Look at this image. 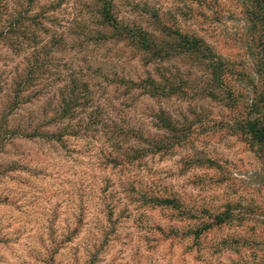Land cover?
<instances>
[{
  "label": "rangeland",
  "instance_id": "1",
  "mask_svg": "<svg viewBox=\"0 0 264 264\" xmlns=\"http://www.w3.org/2000/svg\"><path fill=\"white\" fill-rule=\"evenodd\" d=\"M35 2L33 0V4ZM212 2L217 9L216 17H221L226 6L222 0ZM69 8L75 11L72 0H59L53 11H63L67 18ZM188 15L191 19L187 22L177 16L178 29L203 37L215 55L228 63L232 72L227 76L228 82L243 85L241 78L244 68L247 69L250 48L246 44L240 47V41H229L222 19L209 23L204 14L194 9ZM64 24H70V20H61L59 16L38 23L37 31L52 39L38 53L31 54V58L25 56L18 63L13 62V53L0 48V58L6 60L5 68L0 70V112L7 113L0 152L22 157L20 162L0 164V185L4 186L0 190V224L3 225L0 232L23 221L12 237H0V243L19 242L27 235V254L36 264H105L109 255L118 258L124 252L129 253V260L123 264H205L209 260L215 264L216 256L220 257L219 264H232L228 259V241L235 243L237 239L254 237L251 260L253 264H264V184L258 177L261 172H252L247 180L236 179L238 171L248 175L244 169L259 165V162L250 149L251 160L234 162L230 152L212 146L215 140L216 145L229 147L224 143L228 135L225 125L228 111L218 99L196 96L189 104L179 94L142 98L141 105L144 102H159L164 106L170 102L178 104L176 112L180 118L173 121L174 124L184 129L188 122L193 124L186 132L187 137L167 152L147 151L151 140L160 136L153 137L146 127L140 134L139 147L124 151L116 145L119 154L108 157L116 161V168H135L146 173L148 179L126 177L123 172L116 179H100L94 174L82 173L79 169L88 168L86 157L79 163L74 162L75 168L61 165L63 149L48 138L56 131L54 113L64 104L63 92L55 91L50 83L58 63L55 53L60 44L66 56L76 51L71 27L58 43L57 36L53 35ZM15 57L19 59L20 52H16ZM139 63L137 60L131 70L133 73L145 71ZM153 67L154 63H149L146 70L155 80L158 71H151ZM187 71L190 73L187 79L192 81L195 91H199L196 66L188 65ZM141 105H137L136 110ZM41 116L49 117L52 123L41 127L46 123L39 118ZM125 119L136 122L132 116ZM32 129L38 131L37 136H30ZM17 130H20L18 134L9 139L7 132ZM113 139H117L115 133ZM30 156L39 158L38 167L24 162ZM207 159L214 160L218 167L210 166ZM160 165L166 166L165 169H160ZM161 171H167L168 178L179 185H173L170 190L167 186L157 190L156 176ZM189 189H198L200 195L191 194ZM149 197H175L190 210L191 217L184 218L177 210L156 204ZM226 201L240 204L234 212L240 219L209 227L196 239L184 235L187 229L198 225V220L208 219V213L220 210ZM108 264H115V260H109Z\"/></svg>",
  "mask_w": 264,
  "mask_h": 264
},
{
  "label": "clouds",
  "instance_id": "2",
  "mask_svg": "<svg viewBox=\"0 0 264 264\" xmlns=\"http://www.w3.org/2000/svg\"><path fill=\"white\" fill-rule=\"evenodd\" d=\"M57 3L59 0H36L35 4L33 0H0V48H7L13 53L14 63L22 61L25 56L31 58V54L38 53L52 39L51 36L44 37L37 31L38 23L46 22L48 18L55 16H59L61 20H70V24H64L53 33L57 36L58 43L59 38L71 27L76 51L66 56L63 54V45L60 44L55 53L58 63L55 75L50 77V83L55 91L63 92L64 104L54 113L56 131L55 135L48 139L61 145L64 157L60 163L63 167L75 168V163L85 160L86 157L88 168L79 171L94 174L100 179H116L122 172L126 177L148 179L146 173L135 168H116V161H110L109 155L119 154L117 144L124 151L139 147L140 134L145 127L153 137L162 136V127L154 125L163 126L169 117H172L173 121L180 118L176 112L178 104L170 102L164 106L159 102H144L141 105L143 97L156 99L176 97L179 94V97L189 104L196 96L217 100L211 93L213 89H221L217 77H223L219 71L209 72V69L213 62L218 66L219 58L213 55L209 47L196 41L195 37L181 35L176 31L179 26L177 16L187 22L191 19L188 13L194 9L197 13L204 14L205 21L209 23L222 19L225 35L229 41H240V47H245L253 34L264 31V0H222L227 10L221 17H216L217 9L212 0H204L203 5L197 0H72L75 11L69 8L67 18L63 11H53ZM144 25H147V28ZM16 52H20L19 59L15 57ZM247 59L249 75L243 84V91L249 107L259 106L261 102L256 92L257 89L264 88V63H261L264 61V48L257 50L255 59L250 55ZM137 60L145 71H131ZM183 61L188 63H182ZM149 63H154L151 71H158L155 82L146 70ZM5 64L6 60L0 58V70L5 68ZM188 65H195L197 68L199 79L196 84L199 91H195L192 81L187 79L190 76ZM184 90H187L189 95L186 96ZM239 99V94L232 97L225 86L219 102L228 105V135L224 143L229 147L216 145L215 140L212 146H218L223 152H230L234 162L240 159L247 162L252 159L249 149L259 153L264 148V142L257 140L248 128L250 121L255 123L261 120L264 123V108L251 116L246 110L232 111L231 106ZM137 105H141L139 110H136ZM51 115L53 113H50ZM6 116V112H0V139H3L5 133ZM126 116L134 117L136 122L126 121ZM39 118L46 121L41 127L52 123L49 117ZM18 131L20 130L8 131V138L18 134ZM114 133L116 140L113 139ZM37 135L36 129L30 131L31 137ZM20 161L22 157L19 155H5L0 152V164ZM24 162H30L33 167L40 164L39 158L33 159L32 156ZM159 167L165 169L166 166ZM105 168L108 170L105 171ZM171 170L175 171V168ZM244 170L248 175H241L238 171L237 181L247 180L252 172H259L260 167L254 165ZM156 179L157 190L165 186L170 190L173 185H179V182L168 178L167 171H161ZM3 187L0 185V190ZM227 188L226 185L225 189ZM188 191L193 195H200L198 189ZM21 224H16L10 229L5 228L0 232V237H12L15 228ZM0 227L3 225L0 224ZM254 239H237L235 243L228 241V259L232 264H245L246 261L247 264H253L251 252L254 250ZM27 243V235L19 242L0 243V264H22V261L36 264L27 254ZM113 259L115 264H123L129 260V253L124 252L118 258L109 255L105 258V264ZM219 260L220 257L216 256L215 264H219ZM205 264L212 262L205 261Z\"/></svg>",
  "mask_w": 264,
  "mask_h": 264
},
{
  "label": "trees",
  "instance_id": "3",
  "mask_svg": "<svg viewBox=\"0 0 264 264\" xmlns=\"http://www.w3.org/2000/svg\"><path fill=\"white\" fill-rule=\"evenodd\" d=\"M197 2L203 4L204 0H197ZM181 35H189L195 37L196 41L201 42L203 45L209 47L212 52L213 48L201 37L200 35L195 34L194 32H186L182 31L180 29H176ZM246 46L250 48V56L255 59L257 55V50L260 48H264V31H261L259 34H253L248 41L246 42ZM144 55H147V53H143ZM213 55L218 57V66L216 62H213L212 67L209 69V72L219 71L220 75L223 77V79H220V77H217V79L220 82L221 89L216 90L213 89L211 95L213 97H216L218 100L223 96V91L225 89V86L227 88L228 93L235 97L237 94H239L240 99L237 100L232 106V111H241L246 110L248 115L251 116L252 113H259L261 112V109L264 108V88L257 89L256 95L258 96L260 100V105L256 106H248L247 105V98L243 91V85H236L229 83L227 80V76L232 74L231 70L228 67V63L223 60L222 57L219 55H215L213 52ZM261 63H264V61H261ZM244 77L241 78L244 83L248 79L249 75V63L247 65V69L244 68ZM239 75V74H236ZM152 79V78H151ZM153 82H155L154 79H152ZM223 105L228 108V105L226 103H223ZM192 122H188V125H186L185 129L182 128V126H176L173 122V120L170 119V117L165 121L163 126L155 125L156 127H162V130L164 132V135L160 136L159 139L150 142L148 145V150L150 153H163L167 152L173 145H175L179 140H183L187 137V130H189L190 126H192ZM226 128L228 129V125L226 122ZM248 128L255 134V137L257 140L264 142V123H262L261 120H257L255 123H252L251 121L248 123ZM250 151L253 153L255 158L259 162L260 172L261 175H259V180L261 184H264V148L261 149L259 153L255 152L254 150L250 149ZM207 162H209L210 166H213L215 168L218 167V165L215 164V161L212 159H207ZM260 184V185H261ZM150 201H155L154 203L160 204L163 206H167L169 208L175 209L181 214L184 218H190V210L186 209L184 206H182V203L175 197H149ZM238 202H231L226 201L222 208L218 211H215L214 213H208L206 220H198V225H196L192 229H187L184 233L185 236H191L193 239H196L198 235L208 229L212 226H218L220 224H223L225 222H230L232 220H238L239 216L234 213L237 208H239ZM194 217V216H193Z\"/></svg>",
  "mask_w": 264,
  "mask_h": 264
}]
</instances>
